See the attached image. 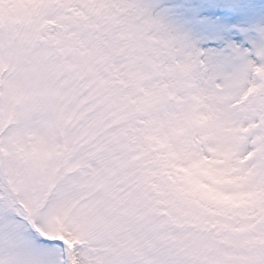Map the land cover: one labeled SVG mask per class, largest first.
Listing matches in <instances>:
<instances>
[{"label": "snow or ice", "instance_id": "6c2138e0", "mask_svg": "<svg viewBox=\"0 0 264 264\" xmlns=\"http://www.w3.org/2000/svg\"><path fill=\"white\" fill-rule=\"evenodd\" d=\"M0 264H264V0H0Z\"/></svg>", "mask_w": 264, "mask_h": 264}]
</instances>
